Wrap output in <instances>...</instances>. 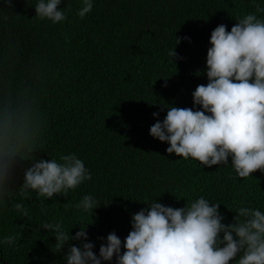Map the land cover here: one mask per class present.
Masks as SVG:
<instances>
[{"label":"trees","instance_id":"obj_1","mask_svg":"<svg viewBox=\"0 0 264 264\" xmlns=\"http://www.w3.org/2000/svg\"><path fill=\"white\" fill-rule=\"evenodd\" d=\"M36 3L0 0V145L10 138L19 146L17 184L34 152L43 159L75 153L92 179L44 200L43 211L35 192L17 194L29 217L11 204L0 216V238L24 225L15 250L0 244V264H65L43 222L62 221L71 235L88 224L98 254V238L114 231L123 242L131 216L156 197L177 208L204 196L221 204L225 224L241 202L264 211V174L238 178L230 158L202 167L166 153L168 144L149 135L165 105L193 107L192 92L207 83L211 31L219 24L230 30L236 17L254 10L253 0H93L83 19L76 15L81 0H62L67 19L58 24L37 19ZM175 36L189 39L175 46L182 59L174 66L168 51ZM86 194L102 204L94 214L75 207Z\"/></svg>","mask_w":264,"mask_h":264},{"label":"clouds","instance_id":"obj_2","mask_svg":"<svg viewBox=\"0 0 264 264\" xmlns=\"http://www.w3.org/2000/svg\"><path fill=\"white\" fill-rule=\"evenodd\" d=\"M3 3L11 6L12 0ZM61 3L37 0L35 17L63 23L67 14ZM81 4L76 15L83 19L92 11L93 0H81ZM253 9L236 17L230 30L219 24L211 31L205 64L207 83L197 85L192 92L193 107L165 105L164 119H156L149 128L152 138L168 144L166 153L208 168L229 164L230 158L237 177L245 180L255 172L264 174V4L253 0ZM175 38L168 51L174 66L182 59L175 46L189 39ZM152 115L156 118L159 113ZM18 152L19 146L10 138L0 145V216L11 204L13 212L29 217L23 199L15 202L17 194L27 199L35 192L43 198V211L44 200L64 197L92 179L75 153L43 159L34 152L28 157L22 183L17 184L14 157ZM156 198L145 200V207L131 216V230L123 242L114 231L98 238L103 241L98 254L88 239V224L79 227L75 235L62 221L43 222L40 228L55 238L52 250L63 253L65 264H111L114 258L115 264H264V211L241 202L232 221L225 224L221 204L210 203L204 196L189 203L183 200L184 206L177 208ZM101 205L86 194L75 207L93 213ZM23 228L0 238V244L15 250Z\"/></svg>","mask_w":264,"mask_h":264}]
</instances>
